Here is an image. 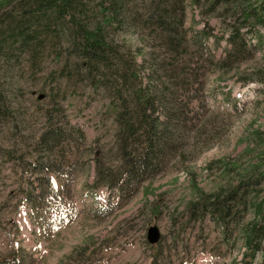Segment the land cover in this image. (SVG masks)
I'll return each mask as SVG.
<instances>
[{"label":"rangeland","instance_id":"374dc122","mask_svg":"<svg viewBox=\"0 0 264 264\" xmlns=\"http://www.w3.org/2000/svg\"><path fill=\"white\" fill-rule=\"evenodd\" d=\"M188 1L187 39L203 27L209 33L200 51L189 43L182 55L194 67L192 90L172 89L174 98L194 97L192 121L183 142L165 148L153 168L145 173L146 164L137 168L140 182L119 187L123 169L111 109L118 106L117 88L130 94L127 68L118 59L133 69L142 62L140 30L108 29L113 55L104 57L109 65L90 69L77 54L82 49L72 46L77 32L59 22L38 23L32 5L22 0H0V49L7 52L0 55V264L260 263L261 253L251 258L254 246L245 241L264 198V93L252 80L264 76V30L259 29L257 48L255 36L242 28L245 49L224 58L228 27L223 19L229 16L212 11L209 3ZM20 24L32 39L18 36L3 47ZM153 43L155 57L172 61L175 55L166 46ZM146 65L139 68L141 77ZM155 115L161 117V110ZM48 117L69 129L65 142L41 155L54 160L56 171L47 185L45 178L44 184L39 181L43 173L25 166L32 149H39L35 138ZM4 149L12 150L7 160H1ZM96 160L114 171L119 184L99 180ZM228 194L234 200L226 220L188 208L199 197L224 201ZM153 225L161 238L150 244L147 230Z\"/></svg>","mask_w":264,"mask_h":264},{"label":"trees","instance_id":"16d2710c","mask_svg":"<svg viewBox=\"0 0 264 264\" xmlns=\"http://www.w3.org/2000/svg\"><path fill=\"white\" fill-rule=\"evenodd\" d=\"M28 7L32 5L31 16L38 15L36 21L48 25V22H59L62 28L71 29L73 33L77 32L78 36L73 47H80L81 52L77 51L80 58L86 62V67L93 69L94 66L109 65L105 54L112 56L111 48L112 37L109 42L106 38L108 29L114 31L132 28L136 31L140 30L138 42L143 47L142 62L138 63L136 69L129 67L125 60L118 59L124 68H127L128 79L130 81V94L127 97L122 95L117 88L116 96L118 98V106L112 107V113L115 121V133L113 135L114 144L120 152L122 171H118V177L113 174L110 168L100 165L96 160L93 165L97 168V176L101 182L109 185L119 184V187L126 185L133 179L140 182L141 177L138 176L137 168L144 164L147 167L144 173L148 172L153 165L157 164L159 155L170 144L183 142L185 134L189 127L187 122L192 116L188 112L193 110L191 102L194 97L186 96L173 97V88L188 92L192 90L190 82L194 80V67L192 61L182 56L186 51L189 43L195 45L200 51L205 43L204 39L209 35L206 28L203 27L192 39H187L185 23L187 20V4L188 0H22ZM194 4L204 5L209 3L212 11L221 9V11L229 16L224 18L223 22L228 27V45L223 51V57H229L232 53L237 55L246 47L245 38L240 31L246 28L248 33L255 36V47H259L262 42V33L259 29L264 30V0H191ZM31 8V7H30ZM227 20V21H226ZM237 22V25H235ZM258 27L257 30L254 27ZM44 28L43 25H41ZM205 28V29H204ZM253 28L254 31H251ZM18 32L16 33V31ZM256 31V33H255ZM31 32V31H30ZM246 32V33H247ZM24 33L22 24L18 28L13 29L2 46L6 48V44L16 40L18 36H31L32 33ZM33 35V34H32ZM110 36V31H109ZM32 37V36H31ZM27 38V37H26ZM29 38V37H28ZM27 38V39H28ZM34 38V37H33ZM32 38H29V40ZM193 40V42H192ZM159 42L161 46L169 49V54L175 55L171 57L172 61H166L167 57H155L150 51V47L154 46L153 42ZM14 44V43H12ZM2 47V48H3ZM5 49H0V55H6ZM182 56V57H181ZM173 58H177L174 61ZM222 58V56H221ZM218 62L224 65L222 59ZM160 59V60H159ZM123 60V61H121ZM147 64V65H146ZM146 65L145 75L141 77L139 68ZM127 66V67H126ZM113 68V66H112ZM117 71V70H116ZM124 71V69H123ZM161 73H158V72ZM159 74V75H157ZM161 78V80L159 79ZM177 78V79H176ZM160 80V81H158ZM264 93V76L257 79ZM137 86L134 87V83ZM126 94V93H124ZM168 95V96H167ZM161 110V117L155 115ZM187 114L188 119L184 117ZM194 117V119H196ZM198 120H200L198 118ZM202 121V119H201ZM201 126V125H200ZM67 125H57L47 118L45 129L35 138V145L38 148L32 149L30 162L25 166L26 170L36 174H42L39 177L41 184L43 179L47 181L54 165V160L48 156L43 158L41 155L49 151H54L57 146L65 142ZM79 141H82V132L77 129ZM199 132H197V136ZM42 147V148H40ZM12 154V150H2L1 160H7ZM48 158V159H47ZM34 161L32 162V160ZM43 159H46L43 161ZM109 172H108V171ZM114 170V169H113ZM142 172V173H143ZM44 184V183H43ZM243 182L240 181L235 187L236 192ZM44 192L41 193V197ZM217 196V195H216ZM233 194H228L224 201L212 199L209 196H203L192 201L188 206L189 210H198L205 217L207 212L217 213L220 220H226L229 214V202L234 200ZM264 198L260 202L261 214H257V224L247 229L248 239L246 244L249 247L254 246L251 258L254 254L260 252V263L264 264ZM153 208L151 207V210ZM216 210V211H215ZM215 211V212H214ZM157 252H155L156 254Z\"/></svg>","mask_w":264,"mask_h":264},{"label":"water","instance_id":"95a60500","mask_svg":"<svg viewBox=\"0 0 264 264\" xmlns=\"http://www.w3.org/2000/svg\"><path fill=\"white\" fill-rule=\"evenodd\" d=\"M161 238L160 231L157 226H150L147 230V241L150 244L158 242ZM1 261V259H0Z\"/></svg>","mask_w":264,"mask_h":264}]
</instances>
